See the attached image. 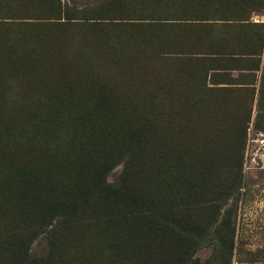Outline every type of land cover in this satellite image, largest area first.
<instances>
[{
    "label": "rangeland",
    "instance_id": "obj_1",
    "mask_svg": "<svg viewBox=\"0 0 264 264\" xmlns=\"http://www.w3.org/2000/svg\"><path fill=\"white\" fill-rule=\"evenodd\" d=\"M136 134L142 179L216 156L179 264H264V0H0V264H140L135 223L38 205L116 183Z\"/></svg>",
    "mask_w": 264,
    "mask_h": 264
},
{
    "label": "trees",
    "instance_id": "obj_2",
    "mask_svg": "<svg viewBox=\"0 0 264 264\" xmlns=\"http://www.w3.org/2000/svg\"><path fill=\"white\" fill-rule=\"evenodd\" d=\"M158 131L161 138L165 137L164 132H160V129ZM138 139V134H136L127 140L124 146L128 154V162L124 169L125 176H122L116 183L103 182L98 177L89 181L86 186L79 185L76 194L69 198L64 197L54 187V183H50L44 185V195L39 198L38 205L42 204L44 213L49 216L57 214L58 211L66 217L77 216L80 211L89 209L92 205H99L101 211L106 212L105 216L117 218L119 223L124 226H131L132 223H135L136 228L140 230L133 240V242L136 241L134 248L138 250L140 258L137 263L179 264L186 255L191 241L190 237L184 236V232L189 229L193 230L196 223L190 224L187 229L184 223L191 222L192 217L187 214L183 215V213H187L186 210L180 208L176 210L174 208L176 205L173 203L187 202L200 194L202 195L204 191L198 185L212 177V170L206 166V162H211L216 156L206 157L202 153L201 159L198 158L196 165L175 166L173 178H160L159 173H156L153 178L146 180L142 179V171L137 168L134 162L141 157H136L137 151L132 148L135 146L138 149ZM144 144L145 142L142 147ZM141 152L139 150V155ZM195 167L201 168V171L195 173ZM38 180L43 182L44 179L38 178ZM87 186L90 187L89 191H86ZM170 186L176 188L171 194L168 192ZM200 202L202 201L194 203L197 206L196 211L208 215L207 218H204L208 222L209 215L211 216L215 210L211 206L203 207ZM42 224L40 222V225ZM162 238L165 242L152 243V241ZM46 260L49 261L48 257Z\"/></svg>",
    "mask_w": 264,
    "mask_h": 264
},
{
    "label": "bare ground",
    "instance_id": "obj_3",
    "mask_svg": "<svg viewBox=\"0 0 264 264\" xmlns=\"http://www.w3.org/2000/svg\"><path fill=\"white\" fill-rule=\"evenodd\" d=\"M89 51V50H88ZM128 57H130V56H128ZM187 62V61H186ZM188 63V62H187ZM130 67H132V66H130ZM87 68V67H86ZM206 96V95H205ZM218 97V96H217ZM216 98V97H215ZM214 102V101H213ZM220 105V104H219ZM205 106V105H204ZM225 119V118H224ZM217 120V119H216ZM200 122V121H199ZM218 124V123H217ZM212 127V126H211ZM215 128V127H214ZM159 129V128H158ZM218 130V129H217ZM194 131V130H193ZM181 132V131H180ZM196 133V132H195ZM202 133V132H201ZM214 133V132H213ZM167 134V133H166ZM200 134V133H199ZM215 134V133H214ZM204 135V134H203ZM212 135V134H211ZM177 136V135H176ZM196 136V135H195ZM185 137V136H184ZM190 137V136H189ZM219 137V136H218ZM199 138H200V136H199ZM163 139V138H162ZM186 139V138H185ZM203 139V138H202ZM190 140V139H189ZM164 141V140H163ZM174 141V140H173ZM181 143V142H180ZM159 144V143H158ZM162 144V143H161ZM184 144V143H183ZM177 146V145H176ZM183 147V146H182ZM172 153V152H171Z\"/></svg>",
    "mask_w": 264,
    "mask_h": 264
}]
</instances>
